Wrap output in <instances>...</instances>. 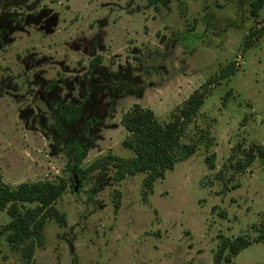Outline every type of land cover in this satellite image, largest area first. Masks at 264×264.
Segmentation results:
<instances>
[{
  "label": "rangeland",
  "instance_id": "rangeland-1",
  "mask_svg": "<svg viewBox=\"0 0 264 264\" xmlns=\"http://www.w3.org/2000/svg\"><path fill=\"white\" fill-rule=\"evenodd\" d=\"M255 1L0 0V177L11 187L69 179L76 164L108 155L132 158L126 112L140 105L168 123L195 91L229 75L209 86L185 130L196 155L147 201L145 174L116 182L112 166L69 188L56 204L68 225L47 224L33 263L214 264L221 237L257 239L264 160L243 173L230 162L264 145V5L253 17ZM10 221L0 213V264H29L3 233ZM233 264H264V243Z\"/></svg>",
  "mask_w": 264,
  "mask_h": 264
},
{
  "label": "trees",
  "instance_id": "trees-1",
  "mask_svg": "<svg viewBox=\"0 0 264 264\" xmlns=\"http://www.w3.org/2000/svg\"><path fill=\"white\" fill-rule=\"evenodd\" d=\"M19 3L22 4L21 0ZM263 5L264 0L253 2L251 15L257 17ZM101 61L100 56L96 57L90 64V70L99 67ZM228 76L227 73H223L218 79H214L215 81H209L195 91L178 112L172 115V120L168 123L160 122L153 110L140 105H135L126 112L121 119V125L129 136L122 145L133 152L132 158L108 155L99 158L85 169L76 164L71 169L73 173L69 179H60L56 182H25L17 187H11L0 177V213L6 212L11 218L10 223L3 229V233L7 234L9 245L20 251L27 263L35 264L32 262L35 250L44 245V231L47 224L55 221L61 227L68 225L67 215L57 209V202L69 188L83 184L92 173L107 166H112L116 170L114 176L116 182L145 174L143 199L147 201L155 184L159 180H164L168 171L174 170L179 162L189 160L198 152L197 143L182 142L185 130L205 104L209 86L214 82H221ZM205 137L206 133L202 130L201 138ZM206 141V147L210 149L213 139L207 138ZM78 148L80 151V147L77 146ZM242 156L243 159L236 162L233 156L230 158L231 167L237 173L249 169L256 159L264 160V145H252L248 150L242 151ZM215 160V153L207 156L206 165L209 169H215ZM118 198L117 196L119 201ZM118 201L115 202L116 211L120 208ZM258 233L255 240L247 236H239L235 239L221 237L222 241L213 258L214 264H233L234 259L253 243H264V225Z\"/></svg>",
  "mask_w": 264,
  "mask_h": 264
}]
</instances>
